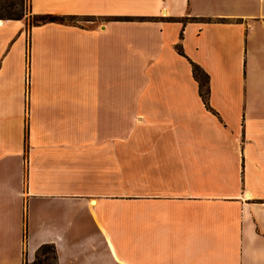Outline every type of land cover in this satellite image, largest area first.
I'll use <instances>...</instances> for the list:
<instances>
[{
    "label": "crops",
    "instance_id": "obj_1",
    "mask_svg": "<svg viewBox=\"0 0 264 264\" xmlns=\"http://www.w3.org/2000/svg\"><path fill=\"white\" fill-rule=\"evenodd\" d=\"M29 10L87 20L0 19V264H264V0Z\"/></svg>",
    "mask_w": 264,
    "mask_h": 264
},
{
    "label": "trees",
    "instance_id": "obj_2",
    "mask_svg": "<svg viewBox=\"0 0 264 264\" xmlns=\"http://www.w3.org/2000/svg\"><path fill=\"white\" fill-rule=\"evenodd\" d=\"M29 1H28V14ZM23 0H0V19H21L28 16L30 25H39L47 22L77 23L83 17L75 15H55V14H33L28 15ZM83 19H86L83 18ZM118 20H143L145 17H115ZM180 54H184L181 43L176 45ZM192 74L198 83L200 96L208 107L209 96V75L196 63L191 61ZM25 264V263H24ZM32 264H58L55 248L52 244H42L35 252Z\"/></svg>",
    "mask_w": 264,
    "mask_h": 264
},
{
    "label": "rangeland",
    "instance_id": "obj_3",
    "mask_svg": "<svg viewBox=\"0 0 264 264\" xmlns=\"http://www.w3.org/2000/svg\"><path fill=\"white\" fill-rule=\"evenodd\" d=\"M28 1L29 0H23V4L25 5V7H26V13L28 14ZM29 15V14H28ZM79 20V22H83V21H85V20H87V19H83V18H80V19H78ZM32 261H33V259L32 260H30V261H28L27 259L24 261V263L25 264H32Z\"/></svg>",
    "mask_w": 264,
    "mask_h": 264
}]
</instances>
